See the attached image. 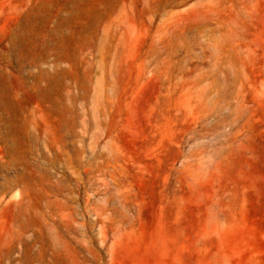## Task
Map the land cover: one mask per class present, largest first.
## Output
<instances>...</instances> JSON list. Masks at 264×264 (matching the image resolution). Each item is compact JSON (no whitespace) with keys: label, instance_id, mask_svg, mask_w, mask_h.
<instances>
[{"label":"rangeland","instance_id":"1","mask_svg":"<svg viewBox=\"0 0 264 264\" xmlns=\"http://www.w3.org/2000/svg\"><path fill=\"white\" fill-rule=\"evenodd\" d=\"M0 264H264V0H0Z\"/></svg>","mask_w":264,"mask_h":264}]
</instances>
